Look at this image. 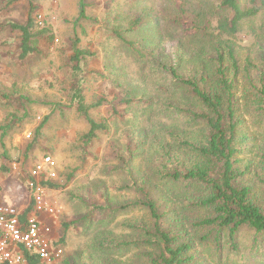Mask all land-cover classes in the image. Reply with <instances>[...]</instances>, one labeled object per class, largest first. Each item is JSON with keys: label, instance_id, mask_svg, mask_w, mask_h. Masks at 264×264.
Returning a JSON list of instances; mask_svg holds the SVG:
<instances>
[{"label": "rangeland", "instance_id": "374dc122", "mask_svg": "<svg viewBox=\"0 0 264 264\" xmlns=\"http://www.w3.org/2000/svg\"><path fill=\"white\" fill-rule=\"evenodd\" d=\"M14 1L13 6L5 8L8 1L0 0V26L26 21L32 0ZM205 1L190 0L192 12L185 15L183 25L172 13V0H84L86 20L79 19V0H36L40 5L38 20L52 28L56 40L47 56L30 58L25 64L17 62L20 34L9 29L0 32V127L7 116L22 117L26 112L24 107L29 109L22 129L10 132L4 143L0 132V186L6 199L24 213L33 204L35 191L30 184L35 168L44 157L53 159L55 166H45L42 178H47L45 174L51 171L63 188L47 190L46 202L54 213L43 214L41 220L51 227L55 244L63 248L64 255L57 264H98V259L105 257L96 251L95 241L99 236L109 234L117 241L130 239L125 237L133 235L147 220L145 211L139 207L119 214L107 225L100 212L94 210L107 204L119 207L139 198L135 192L125 189L129 178L123 161L132 143L146 140L145 153L137 151L132 162L135 170L155 168L158 159H164L160 146L170 147L183 161L186 158V164L195 161L190 147L182 145L185 140L186 144L199 140L202 126L191 123L187 117L185 125L184 118L169 111L164 89L172 86L169 67L179 65L180 73L188 76L211 55L199 39L185 33L191 21H201L193 11H198L199 5H207ZM144 10H147V19L153 22L128 33V26ZM155 16H159L161 23L157 30ZM116 32H123L127 39L140 44L139 49L145 47L154 55L141 60L117 39ZM77 37L79 48L94 55L82 63L84 73L80 77L84 80L86 98L89 103L103 100L102 106L91 115L98 121L106 120L109 126V131L100 134L88 150L81 149V137L89 126L68 98L77 83L72 73L73 44ZM232 42L242 71L236 91L244 120L240 126L237 166L246 173L242 182L252 187L261 205L264 204L261 167L264 113L258 108L264 112V105H258L257 93L264 84V14L247 21ZM163 65L168 69L164 70ZM243 73L248 76L244 78ZM23 96L31 101L27 106L21 99ZM125 100L132 102L124 103ZM146 100H151L152 105L144 106ZM49 116L38 145L26 158L35 129ZM6 153L11 161L4 158ZM164 162L173 163L167 159ZM3 166L9 167L10 172L3 173ZM180 190L182 187H175V191ZM193 209L189 210L190 214ZM193 213L204 217L206 211L197 209ZM64 225H72L67 233ZM64 235L67 238L62 244ZM240 248L239 254H232L227 244L223 249L228 254L222 252L219 259L214 247L212 250L209 244L198 245L197 264H264V241L254 245V232L244 231ZM108 259L109 264L147 263L138 247L118 250L114 257L116 263L111 254Z\"/></svg>", "mask_w": 264, "mask_h": 264}, {"label": "trees", "instance_id": "16d2710c", "mask_svg": "<svg viewBox=\"0 0 264 264\" xmlns=\"http://www.w3.org/2000/svg\"><path fill=\"white\" fill-rule=\"evenodd\" d=\"M4 1V0H1ZM10 8L14 0H6ZM32 0L28 5V16L23 24L9 22L6 26H0V32L9 29L12 33L20 34V43L17 54V62L25 64L30 58L44 57L55 43V35L52 28L38 20L40 5ZM207 5H199L198 11H193L201 21H191L185 27V33L189 37L199 39L205 51L211 55L206 61L198 64L197 69L185 76L180 73L179 65L174 64L162 68L168 69L169 82L172 84L164 89L167 95L166 107L169 111L184 118L191 123L201 125L202 130L199 140L183 141L184 147L188 145L196 156L195 161L186 164L180 154L174 153L170 147L160 146L164 152V159L173 161L170 165L160 157L155 168H141L135 170L132 162L137 151L145 153V139L132 143L128 148L127 159L123 161L124 169L129 178L126 190L135 192L139 198L135 201H126L119 207L107 204L105 207L97 206L94 210L100 212L107 225L113 223L119 214L139 208L145 211L147 220L142 228H136L133 235H128L124 240H115L113 236L104 234L96 241V251H100L101 257L98 264H109L108 256L115 257L118 250H127L130 247H138L146 264H189L198 263V245H211L216 251L217 258L225 252V246H230L232 254L240 253V238L244 231L254 232V245L264 241V204H259L254 197L250 185L242 182L246 173L238 168L237 155L238 143L241 139L240 126L244 122L242 118V106L237 97L238 77L242 73L237 56L236 45L232 40L238 36L244 24L264 14V0H206ZM170 8L176 14V19L186 24L185 15L190 9V0H172ZM80 20H86V5L84 0H79ZM147 10L139 13V16L128 26L127 32H135L147 27ZM157 14V13H156ZM159 16H155V27L161 26ZM180 24V23H177ZM123 32H116L117 39L130 51L135 52L141 60H147L154 55L145 47L139 49L138 42L127 39ZM80 39L74 40V57L72 58V73L77 80L76 85L68 95L71 106L76 107L77 113L84 118L89 126L88 132L81 137V149L88 150L99 138L100 134L109 131L106 120L98 121L91 115L92 111L102 106V101L89 103L85 95L84 80L80 77L84 73L82 63L94 55L79 48ZM229 64V65H227ZM160 69V65H159ZM245 78L247 73L242 74ZM171 86V87H170ZM169 87V88H168ZM258 105H264V84L257 93ZM25 106L31 103L27 97ZM142 99L139 103H142ZM132 101L125 100L124 103ZM152 105L151 100H146L144 106ZM49 105V104H46ZM54 106H56L54 104ZM22 117L10 115L0 127L1 142L4 143L7 135L13 130L19 131L28 116V110ZM258 111L264 113L258 108ZM50 116L45 118L34 131V140L30 143L26 158L30 151L38 145L42 137V129L46 126ZM186 134V130L184 131ZM186 136V135H185ZM202 138V139H200ZM154 145L151 143V149ZM48 155V154H47ZM186 155V154H185ZM139 156V155H138ZM7 161L12 158L6 153ZM261 167L264 173V153ZM159 165V169H158ZM3 173H9L10 168L2 167ZM71 177L68 179V181ZM41 185L46 190H59L63 186L56 179L43 178ZM171 185V188L168 186ZM180 186L182 190L175 191ZM186 204V205H185ZM194 208V209H193ZM192 210V213L190 214ZM204 209V217H197L193 212ZM190 210V212H189ZM33 211V206L28 208L22 219H25ZM192 216H190V215ZM65 233L72 225H64ZM106 228V227H105ZM136 232H139L135 237ZM64 235L61 243H65ZM254 248V246H252ZM111 251V252H110ZM194 251V253L192 252ZM26 264H44L40 258L32 253H26ZM115 261V259H114ZM116 263V261L114 262Z\"/></svg>", "mask_w": 264, "mask_h": 264}, {"label": "built area", "instance_id": "2783aa9c", "mask_svg": "<svg viewBox=\"0 0 264 264\" xmlns=\"http://www.w3.org/2000/svg\"><path fill=\"white\" fill-rule=\"evenodd\" d=\"M45 166H55L51 157H44L33 172V211L25 219L21 217L24 213L6 199L0 186V264H26V253L37 255L44 264H57L64 255L63 248L55 244L51 227L41 220L43 214L54 213L46 202L47 190L41 185ZM45 175L56 178L51 171Z\"/></svg>", "mask_w": 264, "mask_h": 264}]
</instances>
